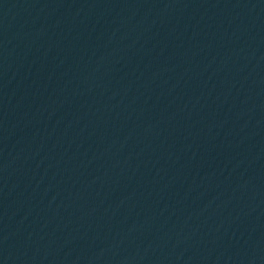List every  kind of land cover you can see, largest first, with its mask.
<instances>
[{
  "label": "water",
  "instance_id": "water-1",
  "mask_svg": "<svg viewBox=\"0 0 264 264\" xmlns=\"http://www.w3.org/2000/svg\"><path fill=\"white\" fill-rule=\"evenodd\" d=\"M0 264H264V0H0Z\"/></svg>",
  "mask_w": 264,
  "mask_h": 264
}]
</instances>
